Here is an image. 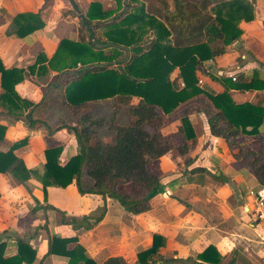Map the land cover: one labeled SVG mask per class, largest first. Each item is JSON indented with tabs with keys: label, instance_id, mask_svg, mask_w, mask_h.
<instances>
[{
	"label": "crops",
	"instance_id": "crops-1",
	"mask_svg": "<svg viewBox=\"0 0 264 264\" xmlns=\"http://www.w3.org/2000/svg\"><path fill=\"white\" fill-rule=\"evenodd\" d=\"M245 1L252 6V20L238 23L242 31L238 42L229 45L222 55L202 63L197 76L203 83L197 86L211 95L228 88L234 103L264 108V88L233 89L229 81H223L249 83L256 79L264 83V0ZM93 2L100 3L103 11L116 7L112 0H0V61L4 69H18L24 75L14 85L13 93L4 91L0 76V151L7 152L19 144L13 154L35 172L23 183L9 171L0 173L3 257L16 255L17 242L21 240L35 253L34 261L22 264H68L67 257L48 254L49 240L60 237L71 240L68 250L79 245L97 264L109 258L140 264L138 255L152 247L156 235L162 242L153 256L156 261L145 264H160L157 256L177 260V264H194L191 259L196 260L210 245L225 256L224 264H264V218L258 220L252 214L255 206L248 195L249 188L258 190L264 186L246 164L235 158L236 150H230L223 139L210 133L205 114L192 110L201 107L213 111L203 97H199L203 106H180L168 117L163 133L171 135L177 146L185 142L187 151L181 154L174 147L155 162L163 191L152 199L148 211L129 214L115 200L79 194L74 183L43 190L37 175L43 170L44 151L61 147L60 164L78 152L73 134L54 125L56 113H45L56 106L49 96L58 75L49 68L48 61L62 39L78 40L80 28L75 22L79 23L80 18L73 5L84 17ZM121 5L116 17L140 7L156 16L175 10L173 0H122ZM21 14L33 15L42 26L18 36L16 29L23 21L16 16ZM209 70L217 79L210 77ZM170 78L181 82L177 68ZM34 105L38 107L33 109ZM185 107L189 110L182 115ZM184 117L193 138L186 139L180 131ZM258 132L264 134V122ZM126 186L120 190L126 192ZM49 206L77 218L94 215L103 207L105 213L91 229L74 230L62 224V216ZM261 212L264 215V206Z\"/></svg>",
	"mask_w": 264,
	"mask_h": 264
},
{
	"label": "trees",
	"instance_id": "trees-1",
	"mask_svg": "<svg viewBox=\"0 0 264 264\" xmlns=\"http://www.w3.org/2000/svg\"><path fill=\"white\" fill-rule=\"evenodd\" d=\"M173 1L175 10L157 15L160 18L147 14L141 7L116 17L122 9L121 0L116 2V13L103 11L99 3L93 2L84 22L88 26H98L88 29L79 20L87 40L62 39L59 42L48 61L49 68L58 73L51 84L52 92L59 93L60 106L72 114L80 113L75 124L61 126L73 134L78 152L60 164L61 147L44 151L43 170L40 175L36 174L44 191L49 186L65 188L74 183L79 194L115 200L129 214L148 211L152 199L163 191L155 162L174 147L181 154L187 151L185 142L177 146L171 135L163 133L168 117L180 106H203L199 97L205 98L213 111L201 107L192 110L205 114L210 133L223 139L230 150H236L235 158L246 164L257 182L264 186V134L258 132L264 122V108L234 103L228 88L211 95L197 86V71L202 63L222 55L229 45L240 40L242 31L238 23L252 20V6L245 0ZM16 17L23 21L16 29L20 37L42 26L33 15ZM97 31L103 39L96 36ZM93 41L108 44L110 53L107 55L104 48H96ZM176 68L182 87L170 78ZM22 73L18 69H4L0 61L1 86L5 92L13 93L14 85L24 78ZM209 74L217 79L210 70ZM223 81H229L233 89L264 88V83L256 79L249 83ZM106 100L109 103L107 114L97 116L89 110L90 104ZM37 107L34 105L33 109ZM54 109L62 112L57 104ZM187 110L185 107L182 115ZM181 123L180 131L186 139L193 138L185 117ZM42 124L51 132L46 123ZM18 145L14 144L7 152L0 151V173L9 171L23 183L35 172L28 170L13 154ZM124 185L133 191L122 192L120 187ZM48 209L57 211L62 216L61 223L74 230L91 229L105 213L103 207L94 215L77 218L50 206ZM159 240V236H153L152 247L138 255L140 264L156 261L153 256L162 245ZM70 241L53 237L49 240L48 254L67 257L68 264L81 261L97 264L79 245L68 250ZM17 245V254L4 258L5 244L0 243V264L34 261L35 253L25 242L19 240ZM157 259L160 264L178 263L161 256ZM191 261L194 264H224L223 257L211 245ZM102 264L125 262L121 258H109Z\"/></svg>",
	"mask_w": 264,
	"mask_h": 264
},
{
	"label": "rangeland",
	"instance_id": "rangeland-1",
	"mask_svg": "<svg viewBox=\"0 0 264 264\" xmlns=\"http://www.w3.org/2000/svg\"><path fill=\"white\" fill-rule=\"evenodd\" d=\"M113 2H114V6H117V0H112ZM121 2H122V0H121ZM121 2H120V5H121ZM98 3V2H97ZM100 4V3H99ZM121 7H122V5H121ZM117 11H116V7H115V9H114V13H116ZM72 14H73V12H72ZM117 14V13H116ZM115 16V15H114ZM75 25L78 27V29L80 28V25H79V23H77L76 24V22H75ZM100 25V24H99ZM96 36L97 37H100V38H102V34L101 33H99L98 31L96 32ZM81 39H86L87 40V35H86V33H85V31L84 30H82V29H79V37H78V40L77 41H79V40H81ZM103 39V38H102ZM104 53L105 54H109L110 53V50L109 49H105L104 50ZM49 98L52 100V103H55V104H57V106L61 109V111L63 112V114H62V112H60L59 111V109H58V111L56 110V109H51L50 108V111H45V113L46 114H48V115H50V114H59V116L57 117H55L54 116V118H55V120H53L54 121V125L55 126H60V128H63V127H61L62 125H73V124H75V121H76V118H77V116H79L80 115V113H75V114H72V112H69L68 110H66L65 108H63L62 106H60L61 104H60V102H59V93H56V92H52L51 94H50V96H49ZM108 105H109V103H108V101L106 100V101H103V102H101V103H94V104H90V106H89V110L90 111H92L95 115H97V116H99V115H104V114H107L108 113ZM122 119L124 118L123 116L121 117ZM53 123V122H52ZM70 131V130H69ZM71 132V131H70ZM124 190H126V192H128V193H131L132 191H133V189L130 187V186H126V187H124ZM225 259V256H223V260ZM189 262V261H188ZM241 264H245L244 262H240Z\"/></svg>",
	"mask_w": 264,
	"mask_h": 264
},
{
	"label": "built area",
	"instance_id": "built-area-1",
	"mask_svg": "<svg viewBox=\"0 0 264 264\" xmlns=\"http://www.w3.org/2000/svg\"><path fill=\"white\" fill-rule=\"evenodd\" d=\"M202 79H198L197 84L202 85ZM179 87L183 86L182 81L178 83ZM248 195L252 197L255 209L252 214L256 219L260 220L264 218L261 208L264 206V187L259 188L258 190L248 189Z\"/></svg>",
	"mask_w": 264,
	"mask_h": 264
},
{
	"label": "water",
	"instance_id": "water-1",
	"mask_svg": "<svg viewBox=\"0 0 264 264\" xmlns=\"http://www.w3.org/2000/svg\"><path fill=\"white\" fill-rule=\"evenodd\" d=\"M73 7H74V9H75V11H76L78 17L80 18V20L82 21L83 25H84L86 28H88V29H94V28L97 27V25L88 26V25L84 22V17H83V15H82L81 11H80L77 7H75V5H73ZM93 44L95 45L96 48H105V47H108V46H109L108 44H104V45H103V44H98V43H96L95 41H93Z\"/></svg>",
	"mask_w": 264,
	"mask_h": 264
}]
</instances>
